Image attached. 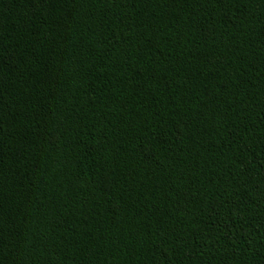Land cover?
<instances>
[{
  "label": "trees",
  "instance_id": "16d2710c",
  "mask_svg": "<svg viewBox=\"0 0 264 264\" xmlns=\"http://www.w3.org/2000/svg\"><path fill=\"white\" fill-rule=\"evenodd\" d=\"M0 264H264V0H0Z\"/></svg>",
  "mask_w": 264,
  "mask_h": 264
}]
</instances>
